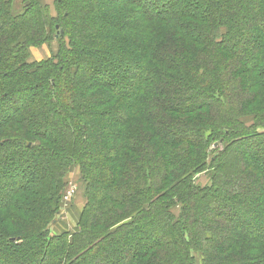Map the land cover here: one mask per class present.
<instances>
[{"label":"trees","instance_id":"trees-1","mask_svg":"<svg viewBox=\"0 0 264 264\" xmlns=\"http://www.w3.org/2000/svg\"><path fill=\"white\" fill-rule=\"evenodd\" d=\"M14 1L0 0V264H264V0H54L55 15ZM52 38L54 56L28 60ZM75 165L78 228L47 238Z\"/></svg>","mask_w":264,"mask_h":264},{"label":"rangeland","instance_id":"rangeland-1","mask_svg":"<svg viewBox=\"0 0 264 264\" xmlns=\"http://www.w3.org/2000/svg\"><path fill=\"white\" fill-rule=\"evenodd\" d=\"M79 1V0H76ZM22 6L21 0H15L12 3V9L16 10V9H20ZM49 11L51 14L55 15V9H54V4L52 5V7H49ZM47 44V45H45ZM41 46V50L36 51L33 54H29L28 60H32V59H39L42 60V58H48V57H52L56 54L58 48H59V42L56 38H52L50 42L45 43ZM31 48H37V47H31ZM32 50V49H31ZM33 61H38V60H33ZM251 116L250 115H246L242 118V121H244V123L249 124L251 123ZM210 147V150H212L213 147H215V145L212 143ZM23 168V166L21 167ZM29 168V167H28ZM30 171V170H29ZM28 171V172H29ZM81 171L80 168L78 167V165H75L72 169V171H70L67 176H66V185H65V192L69 191V189L72 188L74 189L73 192V198L70 201V203L65 204L62 203V206L59 210V213L57 215H55L54 220L50 221L47 224L46 227V232L47 235L45 234V237L50 238L52 235H58L60 233L63 232H73L74 230H76L78 228V218H79V214L82 212V209L84 207L86 200L85 194H84V190H85V184H83L81 182ZM206 177L204 173H201L200 176V184H205L206 183ZM15 178L10 179V181H14ZM228 182V181H227ZM242 192V191H241ZM244 195L246 194L245 191L243 190ZM247 197H245V203L247 204L248 201H250L251 199H253V195L251 192H247ZM61 202H63V199L61 197ZM180 203H176L173 206L169 207V211L174 213L175 216H178L179 212H180ZM208 205H203L202 207L199 208V211L205 212V209H209V207H207ZM230 207V206H229ZM136 214V213H135ZM135 214H132L130 216V218H132V222L133 224L136 225V217H133ZM264 216V211L261 213V216ZM142 234H145V232H143ZM125 240L127 242L130 243V247L132 248H137L138 245H140L141 240L138 239V237H136L135 234H131L128 237L125 236ZM203 252V251H202ZM94 254V253H92ZM194 254V258H195V262L196 264L200 263V253L199 251L192 253ZM82 260V259H80Z\"/></svg>","mask_w":264,"mask_h":264},{"label":"built area","instance_id":"built-area-1","mask_svg":"<svg viewBox=\"0 0 264 264\" xmlns=\"http://www.w3.org/2000/svg\"><path fill=\"white\" fill-rule=\"evenodd\" d=\"M73 192H74V189L72 188V186H71V189H69V191L65 192V190H64V192L62 194V199H63L62 203H65V204L70 203V201L73 198Z\"/></svg>","mask_w":264,"mask_h":264},{"label":"crops","instance_id":"crops-1","mask_svg":"<svg viewBox=\"0 0 264 264\" xmlns=\"http://www.w3.org/2000/svg\"><path fill=\"white\" fill-rule=\"evenodd\" d=\"M40 2L42 3V4H46V5H48V6H50V7H52V5L54 4V0H40ZM45 45H47V44H45ZM41 47H43V46H41ZM41 47L39 46V47H37V48H30V54H32V51H33V54L36 52V51H38V50H41ZM32 49V50H31ZM30 58V57H29ZM42 59H44V58H42ZM33 60H40V58L39 59H32V60H30V61H33Z\"/></svg>","mask_w":264,"mask_h":264}]
</instances>
